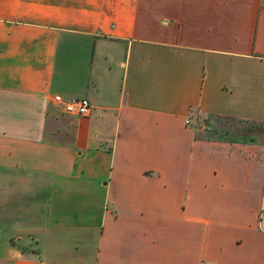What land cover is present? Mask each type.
I'll return each mask as SVG.
<instances>
[{
  "label": "crops",
  "instance_id": "obj_1",
  "mask_svg": "<svg viewBox=\"0 0 264 264\" xmlns=\"http://www.w3.org/2000/svg\"><path fill=\"white\" fill-rule=\"evenodd\" d=\"M203 262L264 264V0H0V264Z\"/></svg>",
  "mask_w": 264,
  "mask_h": 264
},
{
  "label": "built area",
  "instance_id": "obj_2",
  "mask_svg": "<svg viewBox=\"0 0 264 264\" xmlns=\"http://www.w3.org/2000/svg\"><path fill=\"white\" fill-rule=\"evenodd\" d=\"M55 99L63 105L65 111L70 113L88 115L92 111V103L87 97L65 98L61 94H56ZM202 264L210 263L203 262Z\"/></svg>",
  "mask_w": 264,
  "mask_h": 264
}]
</instances>
